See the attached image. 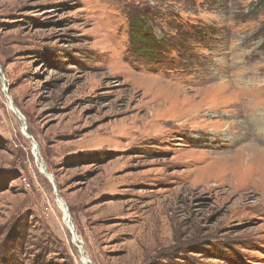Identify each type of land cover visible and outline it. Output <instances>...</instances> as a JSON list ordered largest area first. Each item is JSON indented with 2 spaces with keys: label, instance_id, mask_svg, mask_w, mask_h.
<instances>
[{
  "label": "rangeland",
  "instance_id": "rangeland-1",
  "mask_svg": "<svg viewBox=\"0 0 264 264\" xmlns=\"http://www.w3.org/2000/svg\"><path fill=\"white\" fill-rule=\"evenodd\" d=\"M0 67L90 264H264V0H0ZM69 229L0 78V264Z\"/></svg>",
  "mask_w": 264,
  "mask_h": 264
},
{
  "label": "trees",
  "instance_id": "trees-1",
  "mask_svg": "<svg viewBox=\"0 0 264 264\" xmlns=\"http://www.w3.org/2000/svg\"><path fill=\"white\" fill-rule=\"evenodd\" d=\"M130 41H135L138 43V49L134 53L139 54V57H146L148 62H153L158 60L159 53L161 52V47H166L167 41L163 38L154 39L150 36V28L143 17L132 18V23L130 25ZM194 40H204L205 35L202 34V30L196 31L194 34ZM165 43V44H164ZM177 47H174V50ZM162 51L163 48H162Z\"/></svg>",
  "mask_w": 264,
  "mask_h": 264
},
{
  "label": "water",
  "instance_id": "water-1",
  "mask_svg": "<svg viewBox=\"0 0 264 264\" xmlns=\"http://www.w3.org/2000/svg\"><path fill=\"white\" fill-rule=\"evenodd\" d=\"M0 78H1V82H2V89H3V92L5 93L7 99H9L10 101V107L12 108V110L14 111V114L16 115V117L20 120L21 122V127H22V132L24 135H26L31 143H32V147H33V151H34V156L36 158V160L39 162L40 164V167L42 169V172L49 178L50 180V183L52 185V189H53V192H54V195H55V198L56 200L58 199L62 205H63V210L65 211L66 213V217H67V221H68V227L71 229L70 230V239L73 240V237L75 240H77V235H76V231L72 225V222H71V218H70V214H69V211H68V207L65 203V201L60 197V195L58 194L57 192V188H56V183H55V178L54 176L48 171L47 167H46V164L44 162V160L42 159L41 155H40V149H39V144L36 142V140L28 133L27 131V128H26V123H25V120H24V117L21 115V113L18 111V109L15 107L14 103H13V100L11 98V96L8 94V89L6 87V79L4 77V74H3V71L0 67ZM78 241V244L75 243V246L78 245V251L81 255V257L83 259H87L89 261V264L91 263V261L89 260L87 254L85 253V250L83 248V243L81 240H77Z\"/></svg>",
  "mask_w": 264,
  "mask_h": 264
},
{
  "label": "bare ground",
  "instance_id": "bare-ground-1",
  "mask_svg": "<svg viewBox=\"0 0 264 264\" xmlns=\"http://www.w3.org/2000/svg\"><path fill=\"white\" fill-rule=\"evenodd\" d=\"M12 109V108H11ZM34 152V151H33ZM249 159H251L254 163H257V164H259V165H264V158L263 157H260V156H258V155H256V156H248V160ZM57 202H59L60 203V205L63 207V205H62V203L57 199L56 200ZM69 230H71V229H69ZM69 233H70V231H69ZM77 235V234H76ZM80 238H79V236L77 235V240H79ZM86 261H88L87 259H85Z\"/></svg>",
  "mask_w": 264,
  "mask_h": 264
}]
</instances>
